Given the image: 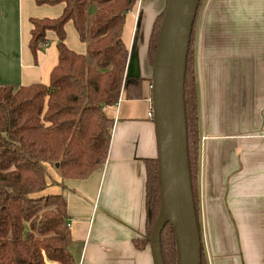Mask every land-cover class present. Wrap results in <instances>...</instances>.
Masks as SVG:
<instances>
[{"label": "crops", "instance_id": "obj_1", "mask_svg": "<svg viewBox=\"0 0 264 264\" xmlns=\"http://www.w3.org/2000/svg\"><path fill=\"white\" fill-rule=\"evenodd\" d=\"M168 0H139L127 14L123 41L127 74L143 81L140 99L123 89L105 108L113 121L106 164L84 180H63L48 165V187L63 195L78 264H155L146 239L145 161L158 158L152 108L153 67L149 45L154 23ZM65 4L0 0V83L49 85L59 63L58 37L35 58L32 19H56ZM67 47L81 55L72 21ZM199 91L200 208L209 264H264V0H203L195 23ZM126 74V75H127ZM64 186V187H63ZM140 244L138 246L137 244Z\"/></svg>", "mask_w": 264, "mask_h": 264}, {"label": "trees", "instance_id": "obj_2", "mask_svg": "<svg viewBox=\"0 0 264 264\" xmlns=\"http://www.w3.org/2000/svg\"><path fill=\"white\" fill-rule=\"evenodd\" d=\"M138 1L37 0L39 5L65 4L59 18L31 21L29 47L34 57L48 46L47 32L53 31L58 37L59 63L49 85L0 83V264H78L70 251L72 237L65 197L40 194L48 187V165L57 167L63 180H84L102 168L108 159L113 130L105 108L119 102L123 89L129 99L142 97V79L126 75L129 51L123 41L126 16ZM164 14L157 17L150 38L152 67ZM70 21L80 40L87 44L86 55L66 45L65 26ZM195 42L194 26L185 73L187 142L202 237V264H209L201 224ZM145 165L146 239L142 244H150L161 208L159 158L148 159ZM161 239L165 264H177L176 236L170 224L163 229Z\"/></svg>", "mask_w": 264, "mask_h": 264}, {"label": "water", "instance_id": "obj_3", "mask_svg": "<svg viewBox=\"0 0 264 264\" xmlns=\"http://www.w3.org/2000/svg\"><path fill=\"white\" fill-rule=\"evenodd\" d=\"M201 0H168L153 66L152 107L161 178V208L151 236L155 264H165L162 231L170 224L177 264H202V237L191 181L185 73ZM132 58L127 76L131 77Z\"/></svg>", "mask_w": 264, "mask_h": 264}, {"label": "built area", "instance_id": "obj_4", "mask_svg": "<svg viewBox=\"0 0 264 264\" xmlns=\"http://www.w3.org/2000/svg\"><path fill=\"white\" fill-rule=\"evenodd\" d=\"M149 117H150L151 119L154 120V111H153V107L151 108V111H150V113H149ZM69 226H70V225H69Z\"/></svg>", "mask_w": 264, "mask_h": 264}]
</instances>
